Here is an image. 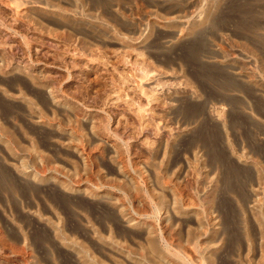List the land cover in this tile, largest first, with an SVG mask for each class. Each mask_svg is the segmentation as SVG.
I'll return each mask as SVG.
<instances>
[{
	"label": "rangeland",
	"instance_id": "obj_1",
	"mask_svg": "<svg viewBox=\"0 0 264 264\" xmlns=\"http://www.w3.org/2000/svg\"><path fill=\"white\" fill-rule=\"evenodd\" d=\"M0 264H264V0H0Z\"/></svg>",
	"mask_w": 264,
	"mask_h": 264
}]
</instances>
